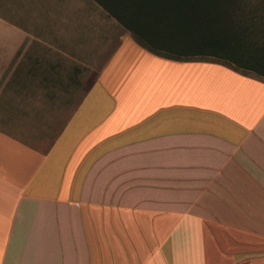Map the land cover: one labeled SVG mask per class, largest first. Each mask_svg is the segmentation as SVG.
Returning <instances> with one entry per match:
<instances>
[{
	"label": "crops",
	"instance_id": "0c3cea01",
	"mask_svg": "<svg viewBox=\"0 0 264 264\" xmlns=\"http://www.w3.org/2000/svg\"><path fill=\"white\" fill-rule=\"evenodd\" d=\"M5 9L0 264H264L263 75L157 56L103 8Z\"/></svg>",
	"mask_w": 264,
	"mask_h": 264
},
{
	"label": "trees",
	"instance_id": "16d2710c",
	"mask_svg": "<svg viewBox=\"0 0 264 264\" xmlns=\"http://www.w3.org/2000/svg\"><path fill=\"white\" fill-rule=\"evenodd\" d=\"M94 1L157 56L187 62L224 58L237 70L264 76V7L249 11L264 0Z\"/></svg>",
	"mask_w": 264,
	"mask_h": 264
},
{
	"label": "rangeland",
	"instance_id": "374dc122",
	"mask_svg": "<svg viewBox=\"0 0 264 264\" xmlns=\"http://www.w3.org/2000/svg\"><path fill=\"white\" fill-rule=\"evenodd\" d=\"M12 1L13 0H0V10L5 12V10H6L5 8L8 7ZM66 1H67V5H70V3H72V5L78 4L81 8V11L87 12L91 16H93V15L105 16V17L108 16L106 14V12L101 7H99L97 4H95L92 0H66ZM260 6L264 7V6H262V4L260 5V3H258V4L254 3L250 6L249 11L251 9H253L254 7H260ZM249 11L247 10L246 12L248 13ZM263 14H264V12H263ZM108 17L111 18V16H108ZM115 24H116V26H119L120 28H122V30L126 29L118 21H116ZM202 59L210 60V61H219V62L228 64V65H232V63L230 61H228L227 59H224V58L206 57V58H202ZM232 66L235 67L234 65H232Z\"/></svg>",
	"mask_w": 264,
	"mask_h": 264
}]
</instances>
